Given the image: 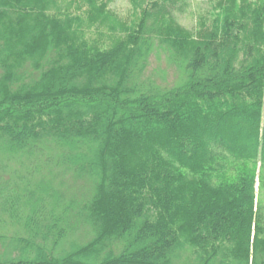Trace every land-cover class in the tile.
<instances>
[{
    "label": "trees",
    "instance_id": "obj_1",
    "mask_svg": "<svg viewBox=\"0 0 264 264\" xmlns=\"http://www.w3.org/2000/svg\"><path fill=\"white\" fill-rule=\"evenodd\" d=\"M111 1L0 0V264H264V0Z\"/></svg>",
    "mask_w": 264,
    "mask_h": 264
},
{
    "label": "rangeland",
    "instance_id": "obj_2",
    "mask_svg": "<svg viewBox=\"0 0 264 264\" xmlns=\"http://www.w3.org/2000/svg\"><path fill=\"white\" fill-rule=\"evenodd\" d=\"M191 2L184 8V11H176L175 15L180 24L188 29H193L197 22L198 12L203 10L202 8L206 7L207 4L205 1L200 0H190ZM110 9L118 16L123 18H129L131 14L129 0H112L109 5ZM146 74L149 78L153 79L156 83L162 85H172L175 83L178 74L177 67L171 65L164 52H153L150 55L149 63L147 67ZM12 169L9 168L8 171L3 173V170L0 169V188L3 186H7L14 181V177L12 175ZM40 176L36 175V177ZM66 179H70L69 175L64 176ZM63 178V179H65ZM61 177L58 178L60 180ZM10 187H13L11 185ZM76 187V188H75ZM73 189H69V191H73L79 188L75 185H72ZM62 189H66V186H63ZM68 191V192H69ZM4 200V199H3ZM4 203H2V199L0 198V255H2L4 251V245L6 244V248L13 249L14 246H10L11 238L14 235H20L18 229H20L16 224L10 221V218L2 211L4 207ZM4 244V245H3Z\"/></svg>",
    "mask_w": 264,
    "mask_h": 264
}]
</instances>
